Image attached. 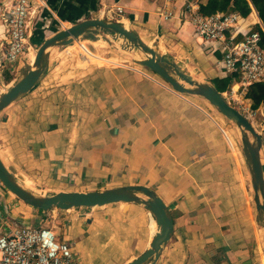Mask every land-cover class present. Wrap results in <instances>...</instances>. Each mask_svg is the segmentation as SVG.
<instances>
[{
	"label": "crops",
	"instance_id": "1",
	"mask_svg": "<svg viewBox=\"0 0 264 264\" xmlns=\"http://www.w3.org/2000/svg\"><path fill=\"white\" fill-rule=\"evenodd\" d=\"M7 1L0 0V36ZM185 1L198 9L206 3L178 0L176 12ZM32 5L40 9L32 19V43L43 26L53 34L83 19L109 18L133 29L143 41L151 40L188 73L190 67L196 70L191 74L199 80L213 83L226 76L219 64L222 54L204 46L188 20L176 14L162 19L160 0H32ZM117 6L123 9L121 16L114 13ZM250 6L249 14L240 16L242 32L259 29L262 22ZM31 51L35 53L30 49L15 73L31 62ZM101 59L109 65H96L99 71L90 78H98L73 115L41 119L32 114L26 121L18 110L20 99L0 113L1 117L13 105V116L0 119V158L13 167L17 181L34 192L49 191L47 195L129 184L150 187L173 220L171 238L155 264H262L259 241L255 244L251 231L235 222L230 209L222 126L207 110L205 99L174 91L143 66ZM50 65L49 56L48 69ZM33 89L28 94H36ZM64 92L77 96L75 88ZM59 105L65 110L67 104L63 100ZM260 105L256 109L263 113L264 103ZM3 203L0 221L51 226L58 238L71 244L81 264H95L99 255L113 260L114 249L128 248L129 256L121 263L126 264L145 251L153 236L148 212L138 204L116 202L114 210L108 204L81 214L86 207L40 210L14 197Z\"/></svg>",
	"mask_w": 264,
	"mask_h": 264
},
{
	"label": "water",
	"instance_id": "2",
	"mask_svg": "<svg viewBox=\"0 0 264 264\" xmlns=\"http://www.w3.org/2000/svg\"><path fill=\"white\" fill-rule=\"evenodd\" d=\"M100 32L109 33L114 41L122 40L123 49L129 51L138 49L143 55L142 58L137 59L141 66L161 77L174 91L206 99L237 126L240 131L242 152L250 174L257 219L264 226V167L260 154L261 134L238 109L227 102L213 83L197 79L161 51L143 41L133 29L123 23L102 17L87 18L45 37L36 48L34 59L21 69L19 78L0 94V113L25 96L46 74L51 48L84 39L97 41L99 37L111 43L110 39ZM220 129L229 141L223 129ZM0 181L19 200L40 210L53 207L94 208L116 202L142 205L155 219L157 231L153 234L145 251L126 264H155L172 235L173 220L169 208L153 189L144 185L129 184L90 191H59L45 195L21 186L15 177L13 167H7L1 158Z\"/></svg>",
	"mask_w": 264,
	"mask_h": 264
},
{
	"label": "built area",
	"instance_id": "3",
	"mask_svg": "<svg viewBox=\"0 0 264 264\" xmlns=\"http://www.w3.org/2000/svg\"><path fill=\"white\" fill-rule=\"evenodd\" d=\"M177 1L160 0L159 16L168 20L176 14L178 18L188 20L203 45L208 46L212 52L218 51L222 54L219 61L222 71L225 75L238 76V80L234 81V85H237L234 90H242L246 98L245 94L250 85L264 81V20L259 29L242 32L239 27L240 15L236 12L204 15L190 1H185L176 12ZM39 10L38 7L33 9L32 0H8L3 8L5 31L0 36V94L4 91L5 75H13L18 62L34 48L31 42V24ZM109 11L112 12V9ZM114 13L121 16L123 9L117 6ZM239 34L242 37L238 39ZM221 93L229 103L226 91ZM236 109L251 123L257 114V109H252L251 105ZM259 133L264 149V135L263 132ZM261 161L264 167L263 155ZM3 186L0 181V199L4 196ZM0 264H80V261L71 244L58 238L51 226L13 225L0 221Z\"/></svg>",
	"mask_w": 264,
	"mask_h": 264
},
{
	"label": "rangeland",
	"instance_id": "4",
	"mask_svg": "<svg viewBox=\"0 0 264 264\" xmlns=\"http://www.w3.org/2000/svg\"><path fill=\"white\" fill-rule=\"evenodd\" d=\"M109 20L116 21L114 19ZM51 32L52 31H48L45 26L40 28V30L35 35L34 43H32L34 44L35 50L45 37L52 35L50 34ZM100 33L110 39L109 41H111V43H108L99 37V40L94 42L96 43L94 45L91 43V40L84 39L80 41H74L69 45L53 47L50 49V69H48L47 73L34 86L32 91L37 89V93L33 95L31 94L32 92L30 94L27 93L25 96L20 98V101L18 102L21 103V107L18 108L20 115L22 114L21 119L27 121L32 114H35L36 118L41 119L42 117L49 119L51 117L62 118L63 115H73V110H76V108L79 110V106L81 105V97H85L87 95L88 89L91 88V85L93 84L92 81L96 82L98 78V76L97 78L95 77L94 80H91L90 78L92 74H97L96 72L99 71V68H96V65H109L107 64L108 62L100 61L102 60V57H111L118 62L127 60L131 64L141 66L137 62V59L142 58L143 55L138 49L131 51L123 49L121 47V44H123L122 40L114 41L112 40L109 33ZM143 39L147 44H153L151 40H148L144 37ZM27 64L29 63H25L22 68H24ZM181 64L184 65L185 63L183 62ZM186 68H188V66H186ZM21 69L10 77H6L3 84L4 89L6 88L5 86L9 87L19 78ZM188 69L192 74H196L197 72L191 67ZM70 88L76 89L77 96L71 98L70 92H64V90ZM58 91H60V93ZM65 94L69 97L66 96V98H63ZM226 97L228 98L229 103L235 108L248 105V102L244 98L243 91L240 89L238 91L234 90L233 86H230L226 91ZM63 100L67 104L65 110L59 105ZM203 101L211 116L215 119L218 125L222 126L221 128L229 139L228 141L227 138H225L223 132L220 130V134L224 142V153L226 155L225 158L227 160L228 167L227 175L224 177V182H226L225 190H227L226 193L234 220L235 222L242 225V229L251 231L252 235H254L255 244L256 239L259 241L258 243L261 251V263L264 264V226L257 219V211L253 201L250 174L242 152L240 131L237 126L228 118L223 116V114H221L214 105L209 103L206 99ZM7 111L8 112L1 115L0 119L3 118L8 120L9 115L13 116V105H11V108H9ZM42 111L45 113H42ZM252 124L258 132H263L262 135H264V110L263 113L262 110L257 111V114L252 120ZM8 139L6 141L9 144L10 140ZM261 154L264 156L263 148H261ZM4 162L7 167H12L7 160H4ZM2 190L5 193L3 199H0V204L3 209V202H6V198L10 197L12 200L13 197L16 199L18 198L9 192L5 186L2 187ZM41 192L42 191L37 193L41 194ZM47 193H49V191L44 193L42 192V194L45 195H47ZM117 205L118 204H112L110 208L114 210ZM89 209L90 208H82L81 214L88 212ZM129 250L130 249L128 248H122L118 251L117 249H114L113 256H111L113 260L107 259L105 261V257L103 258L102 255H99L95 259V264H121L126 258H128ZM87 264L89 263L87 262Z\"/></svg>",
	"mask_w": 264,
	"mask_h": 264
},
{
	"label": "trees",
	"instance_id": "5",
	"mask_svg": "<svg viewBox=\"0 0 264 264\" xmlns=\"http://www.w3.org/2000/svg\"><path fill=\"white\" fill-rule=\"evenodd\" d=\"M250 3L255 7L260 18L264 20V0H206L205 4L200 5L199 11L204 15H210L217 11L223 13L236 12L244 17L251 11ZM262 39L264 41V38ZM237 80V75L228 74L225 77L215 78L212 82L222 92L229 89ZM245 97L251 101L252 109H256L261 103H264V81L250 85Z\"/></svg>",
	"mask_w": 264,
	"mask_h": 264
},
{
	"label": "bare ground",
	"instance_id": "6",
	"mask_svg": "<svg viewBox=\"0 0 264 264\" xmlns=\"http://www.w3.org/2000/svg\"><path fill=\"white\" fill-rule=\"evenodd\" d=\"M126 26V25H125ZM34 55H35V53H34V51H31L30 52V54H29V57H30V59L32 60V59H34ZM6 87H8V86H6ZM234 89H236L237 88V85H234V87H233ZM6 89V88H5ZM3 91V88H1V92ZM12 193V192H11ZM13 194V193H12ZM14 195V194H13ZM99 207H101V206H99ZM148 215H149V217H150V221H151V228H152V235L157 231V225H156V222H155V219L151 216V214L149 213V211H148Z\"/></svg>",
	"mask_w": 264,
	"mask_h": 264
}]
</instances>
